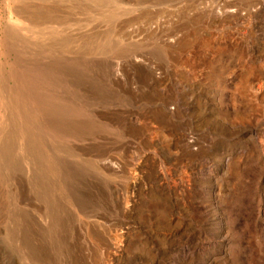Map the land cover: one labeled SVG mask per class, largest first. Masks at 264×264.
<instances>
[{
  "label": "rangeland",
  "instance_id": "1",
  "mask_svg": "<svg viewBox=\"0 0 264 264\" xmlns=\"http://www.w3.org/2000/svg\"><path fill=\"white\" fill-rule=\"evenodd\" d=\"M165 1L0 0V264H264V9Z\"/></svg>",
  "mask_w": 264,
  "mask_h": 264
},
{
  "label": "built area",
  "instance_id": "2",
  "mask_svg": "<svg viewBox=\"0 0 264 264\" xmlns=\"http://www.w3.org/2000/svg\"><path fill=\"white\" fill-rule=\"evenodd\" d=\"M161 8L163 12L157 18V22L152 27L162 41L174 42L183 35V30L178 27L187 18L194 17L199 13H213L223 16L226 13H236L241 17V22H254L257 12L264 9V0H251V3L243 7L235 5L233 0H168ZM226 25L218 28L220 39L224 40Z\"/></svg>",
  "mask_w": 264,
  "mask_h": 264
},
{
  "label": "bare ground",
  "instance_id": "3",
  "mask_svg": "<svg viewBox=\"0 0 264 264\" xmlns=\"http://www.w3.org/2000/svg\"><path fill=\"white\" fill-rule=\"evenodd\" d=\"M196 17V16H195ZM198 17V16H197ZM139 23V22H138ZM153 38H154V36H153ZM145 42V41H144ZM149 42V41H148ZM153 42V41H152ZM149 49V48H148ZM57 124V123H56ZM187 153V152H186ZM197 156V155H188L187 156V159H189V160H193V159H195V157ZM110 164V163H109ZM106 168V167H105ZM108 168V167H107ZM135 178V181L133 180V182H135V186H138L139 184H141L142 183V181H141V179L140 178H138V177H134ZM134 184V183H133ZM172 184V183H171ZM181 186H182V184H181ZM175 187H176V185H175ZM174 187V188H175ZM183 187V186H182ZM181 188V187H180ZM182 191H184V190H182ZM180 192V191H179ZM178 192V193H179ZM182 193V192H181ZM183 194V193H182ZM177 198V197H176ZM135 199V198H134ZM180 199V198H179ZM176 200V199H175ZM24 203V202H23ZM130 231V230H129ZM113 243H115V242H113ZM122 243H120V245H121ZM108 246V247H107ZM107 248H109L110 246H111V244H107ZM115 246V245H114ZM116 247V246H115ZM114 252V251H113Z\"/></svg>",
  "mask_w": 264,
  "mask_h": 264
}]
</instances>
